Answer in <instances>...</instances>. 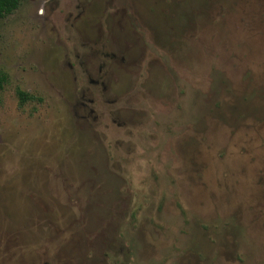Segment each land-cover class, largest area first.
<instances>
[{"label": "rangeland", "instance_id": "374dc122", "mask_svg": "<svg viewBox=\"0 0 264 264\" xmlns=\"http://www.w3.org/2000/svg\"><path fill=\"white\" fill-rule=\"evenodd\" d=\"M0 68V264H264V0H21Z\"/></svg>", "mask_w": 264, "mask_h": 264}, {"label": "trees", "instance_id": "16d2710c", "mask_svg": "<svg viewBox=\"0 0 264 264\" xmlns=\"http://www.w3.org/2000/svg\"><path fill=\"white\" fill-rule=\"evenodd\" d=\"M21 0H0V19L14 11ZM7 81V74L0 68V89ZM16 94L20 103H24L28 100H34L35 97L27 92L17 89Z\"/></svg>", "mask_w": 264, "mask_h": 264}]
</instances>
